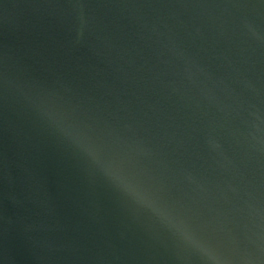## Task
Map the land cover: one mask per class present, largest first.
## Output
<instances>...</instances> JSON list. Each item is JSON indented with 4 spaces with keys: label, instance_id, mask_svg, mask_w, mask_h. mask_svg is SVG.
<instances>
[{
    "label": "water",
    "instance_id": "1",
    "mask_svg": "<svg viewBox=\"0 0 264 264\" xmlns=\"http://www.w3.org/2000/svg\"><path fill=\"white\" fill-rule=\"evenodd\" d=\"M0 264H264V0H0Z\"/></svg>",
    "mask_w": 264,
    "mask_h": 264
}]
</instances>
